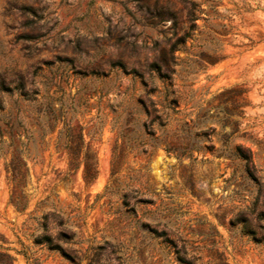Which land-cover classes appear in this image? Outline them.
Returning a JSON list of instances; mask_svg holds the SVG:
<instances>
[{
    "label": "rangeland",
    "instance_id": "rangeland-1",
    "mask_svg": "<svg viewBox=\"0 0 264 264\" xmlns=\"http://www.w3.org/2000/svg\"><path fill=\"white\" fill-rule=\"evenodd\" d=\"M0 251L264 264V0H0Z\"/></svg>",
    "mask_w": 264,
    "mask_h": 264
},
{
    "label": "trees",
    "instance_id": "trees-1",
    "mask_svg": "<svg viewBox=\"0 0 264 264\" xmlns=\"http://www.w3.org/2000/svg\"><path fill=\"white\" fill-rule=\"evenodd\" d=\"M71 131V128H70ZM80 150H74L73 153L77 156ZM90 152V148L88 149V153ZM81 166H83V178L87 184H90L97 176V160H93L92 158L86 157L85 159L79 160L77 158H73L69 162V170L77 171ZM48 243L52 241V236L50 234H44L43 236ZM41 241V240H39ZM43 241V240H42ZM0 256L4 258H9L13 260L12 256L6 252L0 251Z\"/></svg>",
    "mask_w": 264,
    "mask_h": 264
}]
</instances>
